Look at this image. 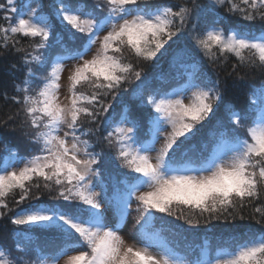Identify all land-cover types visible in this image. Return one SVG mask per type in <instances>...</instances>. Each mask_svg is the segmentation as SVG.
I'll use <instances>...</instances> for the list:
<instances>
[{
    "label": "snow or ice",
    "instance_id": "snow-or-ice-1",
    "mask_svg": "<svg viewBox=\"0 0 264 264\" xmlns=\"http://www.w3.org/2000/svg\"><path fill=\"white\" fill-rule=\"evenodd\" d=\"M211 2L229 16L264 24V0ZM96 7L101 12L106 8V14L73 7L65 0H56L51 14L39 0L35 5L0 2V13L8 22L0 25V47L24 53V79L14 85L16 95L10 98L20 109L9 119L20 117L23 134L38 145L29 156L13 151L0 159V219L13 211L11 198L16 206L27 204L9 217L17 238L38 229L53 232L62 241L53 256L37 253L31 264H59L65 256L66 264H190L162 235L165 216L190 227L213 220L227 224L244 220L243 210L255 205L259 218H250L264 229V81L252 89L244 112L224 104L219 80L205 78L195 64L179 88L145 95L137 86L134 115L128 105L118 119L109 115L115 109L108 99L115 100L143 75V68L128 55L138 63L158 62V56L169 53V42L175 44L174 37L185 32L212 64L223 66L235 58L233 72L264 73V29L225 28L217 18L198 30L207 10L197 0L155 6H149V0H103ZM53 15L70 38L86 37L80 47L69 49L57 34L61 52L49 55ZM18 37L29 39L31 51L17 47ZM97 42L95 54L86 58ZM183 54L177 51L173 59ZM72 61L68 103L62 104L60 81ZM36 70L46 75L39 76ZM4 98L9 99L7 94ZM222 104L228 123L218 120L221 130L211 149L196 161L185 159L183 146ZM96 143L113 149L106 162L114 159L127 170L117 173L119 178L109 173L110 183L103 179V157L94 150ZM44 192L56 202L41 201ZM134 202L139 244L128 245L120 231ZM16 248L20 257L0 246V264H29L24 259L28 250L19 243ZM77 249L78 254L69 255ZM191 264H264V231L235 246H217L215 254L206 240Z\"/></svg>",
    "mask_w": 264,
    "mask_h": 264
},
{
    "label": "trees",
    "instance_id": "trees-1",
    "mask_svg": "<svg viewBox=\"0 0 264 264\" xmlns=\"http://www.w3.org/2000/svg\"><path fill=\"white\" fill-rule=\"evenodd\" d=\"M71 1L73 2L74 0H71ZM26 2L27 0H23L24 4ZM39 2L43 4V10L46 13L51 14L53 12L54 5L56 4V0H39ZM65 2L68 3L66 0ZM178 4H179L178 2L174 3V5H178ZM212 6L214 7L215 5H212ZM203 7L207 10V12L205 16H203L201 20L198 22L199 27L201 25L203 26L205 25V22L207 20L206 18L212 17L214 19H217V18L222 19V22H223L222 26L225 28L247 27L253 31H257V32L260 31L259 28L255 30L254 23L249 24V22L239 19L238 16H229L226 13L225 9L223 10V8L216 7V6H215L216 8L214 9L208 8L209 6L207 7L203 6ZM83 8L88 11L91 10L90 7L84 6ZM211 13H213V16H210ZM104 14H106V8L103 12H100L98 15L103 16ZM226 16H229V17H226ZM52 17H55V16L53 15ZM223 18H225V20H223ZM18 39L20 40V44H18L17 47H23L27 51L31 50L30 44L23 45L22 40H25L24 37H18ZM192 51L189 50V52H191L189 53L190 55L194 53ZM183 52H186V51H183ZM189 54L184 53L180 59H182L183 57ZM23 55H24L23 52L17 53L13 51L11 47H9L8 50H5L4 48L0 47V141H1L0 154H2L1 159L2 157L6 156V154H10L13 151L16 152V148L13 147L11 138L7 137V134H9L10 132V135H11L12 133L11 130L17 129V125L19 126V123H18L19 117H16L14 120L9 119L10 116H15L17 111H19L20 109V106L13 103V101L10 98L13 95H16L15 90H14V85L20 83L24 79L25 69H24V66L21 60ZM158 58H159L158 62L161 61L162 58H160L159 56ZM180 59H177V60H180ZM199 62L201 63V66H199L200 65ZM235 63H237L235 58H229L227 64L223 66H218V65L212 64L210 61H208L204 57V55H202L200 58H192V61H188L186 64L180 65V69L181 68L182 69L181 70L179 69L180 71L179 70L178 71L179 73L181 72V74H183V76L186 78L187 72L193 71L191 65L195 64L196 66L199 67L201 75H203L205 78L210 79L214 82L219 80L220 87L224 90V93L227 91L231 97L236 98L241 93V89L240 88L238 89V87L242 88V85L239 86V83L235 82L234 86H231V85L227 86L228 90L222 87V84L224 86L226 82L224 78L227 79L224 75L227 73V71L229 72V70L232 69V65ZM13 65H15V67H13ZM238 70L239 69H237V71ZM176 73L174 74L173 77H171L172 81L175 78L179 77V76H176ZM154 75L157 76L158 81H161L166 77L164 75L163 76L157 75V73L156 74L154 73ZM239 78H245V77L241 75ZM231 79H227V80L229 81ZM146 84L147 83H145L144 85ZM133 86H130L131 92L133 91L132 89ZM130 90H129V94H130ZM127 91H125L123 94L128 93ZM155 91H158V89H156ZM5 94H7L9 99L4 98ZM124 96L127 97V95H124ZM130 99L135 100V98H132V97H130ZM223 99H224V96H223ZM114 102L112 104L113 107H114ZM224 104L228 105V103H224ZM117 107L119 108L120 106L118 105ZM120 111L121 109L120 110L117 109L115 110V112H113L110 109L109 115L117 118ZM208 144L209 143L207 141L205 143L198 141L194 144L193 147L189 146L188 144L184 145L183 149L184 148L188 149L186 152L190 160H196L200 154H204L206 150H208ZM36 150L37 149L29 150L28 152H16V153L28 155L29 153H33ZM94 150L102 153V157H103L101 161V166L103 168L102 176L104 178H108L109 177V175L107 174L108 172L104 168L106 164L105 160L107 159V155L109 152L108 147L103 143H96ZM17 199H18V195H17ZM41 201H45L48 203L54 202L49 199V195L47 192H44V194L41 196ZM261 202L262 201H256L255 204H260ZM9 204H10V207L13 209V211L8 212V214L3 219H0V246H3L5 249H8L10 247L11 241H15V239H20V237H22L23 238L22 240L24 239L31 240L33 245H35L33 249L35 248L36 252H34L33 260L36 259L37 253L55 254L62 243V241L57 236L48 235L46 233L42 235L39 233V230L37 229L29 235H21L19 236V238H17V234L16 232H14L15 226H13L10 223L9 217L14 215V213L19 211L21 208L27 207V204H21L19 206H16L12 203L11 198H9ZM254 206L255 205L249 206L243 210V214L246 217L244 219L245 221L236 219L234 222H232L233 225H236L237 227H228L224 229L217 228L213 230L212 229L205 230L204 228L202 229V227H198L197 228L198 230H196V229H191L192 227L178 220L174 221V219L172 218L173 220L170 223L164 222L163 224L164 231L162 232V235L167 239L170 246L176 249L180 254L185 256L187 260H191L194 258L197 259V257L200 254V247L203 246L206 240L210 241L212 250H215L217 246H235L236 243L244 239H247L249 235H254L258 232L264 231V229H262L261 226L257 224L254 219L250 218L252 215H256L257 218H259L258 214H255L253 212ZM241 222H244L245 224L240 225L239 223ZM156 227L160 228L161 225L158 224ZM25 228H27V226H20L21 230ZM13 245L16 248L17 242Z\"/></svg>",
    "mask_w": 264,
    "mask_h": 264
},
{
    "label": "rangeland",
    "instance_id": "rangeland-1",
    "mask_svg": "<svg viewBox=\"0 0 264 264\" xmlns=\"http://www.w3.org/2000/svg\"><path fill=\"white\" fill-rule=\"evenodd\" d=\"M68 3H70L71 5H73L74 7L80 6V7H90L92 11L96 12L97 14H99L101 11L100 9H98L96 6L97 4H103V0H74L73 2L71 0H66ZM0 2H3V0H0ZM21 2L23 3V0H21ZM37 2V0H33L31 3L28 4H33L35 5V3ZM80 2V3H79ZM183 3L184 0H149V6H155V5H161V4H167V5H174V3ZM189 3H191V0H188ZM197 2L199 4H201L202 6H209L208 8L210 9H214L216 8L215 6L213 7L211 0H197ZM75 3V4H74ZM84 9V8H83ZM85 10V9H84ZM90 10V11H91ZM224 10V8H223ZM214 11V10H213ZM215 15V14H214ZM3 14L0 13V25H6L8 22L5 21L2 18ZM210 16H213V13L210 14ZM229 17V16H226ZM206 22L205 25H210L212 23V21L214 20V18L209 17L206 18ZM223 20H225V18H223ZM51 23L53 25V36L50 37V43L53 45V47L50 49L49 51V55H53V53H55L56 50H58V48L60 47L59 43H56V38H57V34H59V38L61 40V42L66 45V46H72V45H79V43L81 42L80 40H82L83 38H80V34H76V36L78 37L77 39L73 40L72 38H70L69 32L62 27L61 23L56 19V17H52L51 19ZM254 28L255 30H257L258 28L260 30L264 29V24H262L260 21L254 22ZM205 25H201L198 30H203V28L205 27ZM101 36H103V33L101 34ZM79 40V41H78ZM174 40L176 41L175 44L172 43V41L169 42V44L172 45L169 53L164 57V59L162 58L161 61L157 62V61H153L151 63L148 64H144L143 62H137L135 60L134 57H132L131 55H128V59H130L134 64H138L139 67L143 68V75L141 77L140 80H133L131 84H129L127 86V92L123 94L125 91H121L115 98V100H112L111 97H109L108 99L111 101V103L113 104L114 102V109H121L120 112H122L124 110V106L127 104L128 106H130L132 108L133 111V115L136 112V105L138 104V101L135 100H131L130 97L134 98V96L132 95L133 91L137 88V86H139L141 89H144L145 91V95H147L150 92L155 91L156 89H158V91H162L164 87L168 86L170 83H172L173 81L171 80V77L174 76V74L176 73V76H179L180 78H175V80L181 79L182 78V74L181 72L179 73V71L182 69H180V65H184L186 64L188 61H192V58H200L203 54L195 48L193 42L191 41V39L189 38V36L187 35V33H182L177 37H174ZM23 45H27L30 44V41L28 38H25V40H22ZM74 43V44H73ZM99 47V42H97V45L93 46L92 51L88 54V57L86 58H91L92 55L95 54L97 48ZM166 48H168V45L165 46ZM186 51L183 53L189 54L192 51L194 53H192V55H187L185 57H183L182 59H180L182 57L179 56L176 59H173V54L177 51ZM31 51V50H30ZM163 51V50H162ZM159 60V58H157ZM180 59V60H177ZM75 63V61L72 62H68L67 63V68L66 70L62 73V77H61V81H60V92H59V96H60V102L62 104H67L68 100L66 99V97L69 95L68 92V88H69V80H68V76H69V71L68 69H70L73 64ZM200 63V62H199ZM198 65V64H197ZM201 66V63L200 65ZM180 69V70H179ZM179 70V71H178ZM37 71V75L39 76H43L46 75V73L43 70H36ZM154 73L157 75H164L166 76L163 80L158 81L157 76L154 75ZM241 75H243V77L245 78H239ZM227 79H231V80H227L224 78L225 84L222 87H224V89H227V86H234V83L237 82L239 83V86L242 85L241 87H238V89H241V93L239 96L235 97H231L228 92L226 91L224 93V103H228L229 106H231L232 108H234L235 110L244 112L247 110L250 100V94L252 92V89L254 87L258 88L261 85V82L264 81V73H261L259 71H248V70H241L239 69L237 72H233L232 69L229 70V72L227 71V73L224 75ZM152 78V79H151ZM152 80V81H151ZM236 80V81H235ZM145 83H147L146 85H144ZM134 85V86H133ZM130 86H133L132 89L133 91L131 92L130 90ZM231 88V87H230ZM83 91H87L86 89H81ZM129 90H130V94H129ZM153 90V91H152ZM228 90V89H227ZM239 91V90H237ZM123 94V95H122ZM124 95H127L124 96ZM132 95V96H131ZM226 98V99H225ZM120 106L119 108L117 106ZM227 112L225 111L224 108V104L221 105L219 112L216 114V116L214 117H210L209 120H206L203 124L202 127V131L192 140H190L187 144L191 147L194 146V144L198 141L201 140L202 143H205L206 141L210 144L213 143L216 136L218 135L219 131L221 130L219 125H218V120L223 122V124L227 125L228 123V119H227ZM20 117L18 118L19 120V126L17 125V129L11 130V135L10 132L9 134H7V137L11 138L13 147L16 148V152H28L29 150H35L38 148V145H35L33 143L30 142L28 136L24 135V129H22L20 127ZM88 125H85V127H87ZM25 128H27V126H25ZM29 132H31V129H27ZM241 134L244 133V130L241 129ZM63 133H61L62 135ZM11 136V137H10ZM195 140V141H194ZM1 143V141H0ZM185 144V145H187ZM157 148L160 147V144H157L156 146ZM109 152L107 155V159L105 161H108L109 157L113 156V149L108 148ZM153 155H155V153H153ZM2 154H0V159H1ZM22 166V165H21ZM106 171L108 172L107 174L109 175V173H111L113 175V177L119 178L117 176V173L119 172H126V169H121L119 167V162L112 159L110 161V163L106 162L105 167ZM107 176V175H106ZM109 178V177H108ZM108 178H104V181L106 183H110V180ZM56 202V201H54ZM110 215V214H109ZM157 216L163 215V214H156ZM168 217V218H167ZM174 221H177V219H175L174 217H170V216H165L164 217V221L165 223H170L173 219ZM240 220V219H238ZM247 220V219H246ZM182 223H184L182 220H178ZM245 221V220H244ZM234 222V221H233ZM247 223V221H246ZM160 224V221H156V225ZM240 225H244V222L239 223ZM138 225L136 224V212H135V202L133 203V211H132V215L129 216L126 224L121 228L120 234L123 237V239L125 240V242L128 245H138L139 244V240L138 237L136 236L137 230H138ZM200 227H202V229L204 228L205 230H210V229H217V228H228V227H237L236 225H233V223H227L225 224L222 221H218V220H213L212 222L208 223L207 225H201ZM198 227H192L191 229H197ZM241 229V228H240ZM238 230V229H237ZM40 234H48V235H55V233L53 232H46V231H40ZM50 233V234H49ZM23 238L20 237V239H15V241H11L10 243V247L8 249L12 250V255L14 257H20L22 255V252L20 249H17L14 247L13 244H15L16 242L19 243V245L21 246L22 249H27L28 250V255L26 257H24V259H27L29 261V264H31L33 260V256H34V252H36V249L33 247L35 245H33V243L31 242V240H22ZM39 241V240H38ZM29 242V243H27ZM39 244V243H37ZM80 249H77L75 251H72L69 253V255H75L78 254V251ZM68 257H62L59 260V264H66V260ZM21 264H23V261H21Z\"/></svg>",
    "mask_w": 264,
    "mask_h": 264
}]
</instances>
